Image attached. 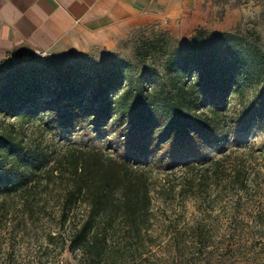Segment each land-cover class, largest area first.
Instances as JSON below:
<instances>
[{"label":"trees","instance_id":"trees-1","mask_svg":"<svg viewBox=\"0 0 264 264\" xmlns=\"http://www.w3.org/2000/svg\"><path fill=\"white\" fill-rule=\"evenodd\" d=\"M143 50L145 57L162 52V72L152 68L134 77L119 67L74 61L50 77L21 69L0 78V216L16 198L30 217L39 216L46 211L50 187L59 184L58 223L47 240L53 244L60 238L62 249L79 255L80 264H165L179 224L159 220L155 192L176 194L178 185L157 189L152 167L77 145L44 166L42 151L26 146L24 127L46 112L64 126L79 118L127 121L124 132L135 153L153 146L185 158L164 181L179 175V193L186 191L201 205L207 203L202 196L216 188L234 190L241 199L264 183L263 150L234 148L197 159L200 150L226 143L252 121L264 120V51L258 43L240 33L199 29L181 46L149 41ZM236 98L242 109L234 111ZM241 209L234 205L235 213ZM262 216L259 211L253 221L261 222ZM191 230L201 236V223Z\"/></svg>","mask_w":264,"mask_h":264},{"label":"rangeland","instance_id":"rangeland-1","mask_svg":"<svg viewBox=\"0 0 264 264\" xmlns=\"http://www.w3.org/2000/svg\"><path fill=\"white\" fill-rule=\"evenodd\" d=\"M190 4L188 14L174 25L163 24L161 19L149 16L132 17L112 29L102 46L87 55L60 59L49 54L21 60L5 58L0 61V78L5 80L8 73L21 69L50 77L52 72L74 61L96 68L119 67L134 77L152 68L162 72L165 57L161 56L162 52L145 57L146 44L158 41L169 48L178 47L191 40L199 29L246 35L264 51V0H191ZM238 98L234 100V111L242 109ZM89 106L85 104L84 108ZM89 108L97 111L96 107ZM44 115L43 119L24 127L26 146L42 151L44 166L67 147L77 145L103 149L117 157L152 167L157 189H161L162 184L167 187L178 185L176 194L170 193L169 189L166 192L170 194L164 196L155 192L159 220L164 225L179 224L171 238L165 264H264V224H259L264 223V216L258 218L259 223L253 221L259 211L264 214V183L261 189L253 187L241 199L234 196V190L226 192L216 188L211 195L202 196V200L207 201L205 204L212 206L207 210L205 204L187 198L186 191L179 193V175L170 176V182L164 181V175L173 167H180L185 158H173L166 149L153 146L147 153H135L130 147L128 132H124L127 121L79 118L73 125L64 126L55 114L46 112ZM245 127L233 133L226 143L200 150L197 159L220 157L234 148L252 147L264 151V120H254ZM231 160H234V154ZM59 188V184L50 187L46 211L34 218L25 211L20 198L11 201L7 214L0 216V264H60L61 260L80 264L79 255L62 249L60 238L53 244L47 240L49 233H55L58 223ZM238 204L243 209L235 213L234 205ZM198 222L201 223V236L194 235L191 230Z\"/></svg>","mask_w":264,"mask_h":264},{"label":"crops","instance_id":"crops-1","mask_svg":"<svg viewBox=\"0 0 264 264\" xmlns=\"http://www.w3.org/2000/svg\"><path fill=\"white\" fill-rule=\"evenodd\" d=\"M191 0H0V61L33 56L36 49L60 58L101 47L110 31L136 16L174 25ZM20 60L19 58H17Z\"/></svg>","mask_w":264,"mask_h":264},{"label":"built area","instance_id":"built-area-1","mask_svg":"<svg viewBox=\"0 0 264 264\" xmlns=\"http://www.w3.org/2000/svg\"><path fill=\"white\" fill-rule=\"evenodd\" d=\"M49 53L45 50H41V49H36L35 52H34V55L36 57H43V56H47ZM60 264H77L76 262L74 261H64V260H61L60 261Z\"/></svg>","mask_w":264,"mask_h":264},{"label":"water","instance_id":"water-1","mask_svg":"<svg viewBox=\"0 0 264 264\" xmlns=\"http://www.w3.org/2000/svg\"><path fill=\"white\" fill-rule=\"evenodd\" d=\"M33 56L36 57L34 54H33ZM15 59H17V58H15Z\"/></svg>","mask_w":264,"mask_h":264}]
</instances>
